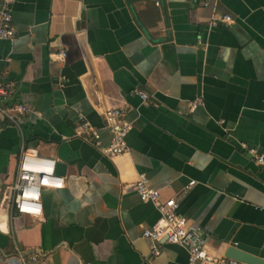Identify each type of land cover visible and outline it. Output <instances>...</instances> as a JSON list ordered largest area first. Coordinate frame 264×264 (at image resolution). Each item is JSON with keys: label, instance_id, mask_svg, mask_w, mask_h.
I'll list each match as a JSON object with an SVG mask.
<instances>
[{"label": "crops", "instance_id": "crops-1", "mask_svg": "<svg viewBox=\"0 0 264 264\" xmlns=\"http://www.w3.org/2000/svg\"><path fill=\"white\" fill-rule=\"evenodd\" d=\"M207 1V5L202 2ZM16 36L0 41V264H187V251L143 237L159 219L131 188L138 174L179 214L225 246L264 257V0H13ZM232 17V23L213 17ZM139 88L150 96L133 94ZM200 99L195 110L190 103ZM124 108L133 128L114 158L78 135L82 114L110 140L102 113ZM65 164L43 188L40 216L15 214L21 152Z\"/></svg>", "mask_w": 264, "mask_h": 264}, {"label": "built area", "instance_id": "built-area-1", "mask_svg": "<svg viewBox=\"0 0 264 264\" xmlns=\"http://www.w3.org/2000/svg\"><path fill=\"white\" fill-rule=\"evenodd\" d=\"M13 0H0V41L12 40L16 36L13 26L10 4ZM207 5V1L202 2ZM218 21L232 23L231 16L226 15L221 19L213 17L211 26L217 25ZM9 86L0 83V98L9 96ZM143 101H148L150 96L139 88L132 92ZM201 104L200 99L190 103V110ZM28 108L22 104L11 106L0 105V122L9 121L16 124ZM124 108H109L102 113L104 127L110 134V140L106 145L101 144L99 129L93 126L82 114L78 135L93 141L101 153L114 158L128 151L127 136L133 128V123L127 119ZM243 148L252 155L254 161L264 165V156L258 154L253 147ZM195 181H189L175 196L162 199L160 191L148 185L145 174H138V178L131 184V188L144 202H151L159 212V219L149 229L143 231V237L152 242L151 253L160 254L157 244L164 240L168 244H176L187 251V264H241L239 261L227 258L223 254H212L208 251L210 234L202 230L194 222L179 214V201L194 185ZM64 185V178L56 172V161L50 157L38 155L34 149H25L21 152L17 174L11 185V207L15 214L40 216L42 213V189H60Z\"/></svg>", "mask_w": 264, "mask_h": 264}, {"label": "water", "instance_id": "water-1", "mask_svg": "<svg viewBox=\"0 0 264 264\" xmlns=\"http://www.w3.org/2000/svg\"><path fill=\"white\" fill-rule=\"evenodd\" d=\"M128 5H131L137 1L143 0H125ZM65 169V164L57 163L56 172L63 173ZM223 255L227 258H231L239 261L241 264H264V257H260L256 254L243 250L237 247L236 244H229L225 246Z\"/></svg>", "mask_w": 264, "mask_h": 264}]
</instances>
